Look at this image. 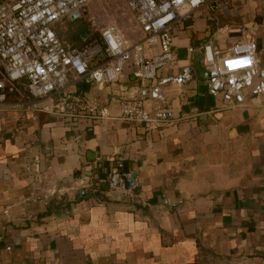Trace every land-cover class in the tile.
<instances>
[{
    "label": "crops",
    "instance_id": "crops-1",
    "mask_svg": "<svg viewBox=\"0 0 264 264\" xmlns=\"http://www.w3.org/2000/svg\"><path fill=\"white\" fill-rule=\"evenodd\" d=\"M263 1L226 0L214 14L183 17L172 30L175 64L158 74L193 64L214 38L225 50L254 36L264 62ZM135 85L129 65L101 88L71 85L67 94L110 112L75 130L46 102L25 110L10 96L0 108V264L264 262V95L224 105L199 76L166 88L174 119L150 128L118 117L117 99ZM115 158L135 185L131 198L107 188Z\"/></svg>",
    "mask_w": 264,
    "mask_h": 264
},
{
    "label": "built area",
    "instance_id": "built-area-1",
    "mask_svg": "<svg viewBox=\"0 0 264 264\" xmlns=\"http://www.w3.org/2000/svg\"><path fill=\"white\" fill-rule=\"evenodd\" d=\"M94 1L0 0V108L15 96L13 104L25 110L40 109L46 102L42 108L61 116L71 130L82 123L99 124L110 118L109 108L69 95L67 89L76 84L101 88L115 83L129 65L136 85L127 96L117 99L118 117L150 128L172 121L166 88H181L199 77L192 63L176 73L158 74L175 64L172 30L192 11L206 8L214 14L226 0H123L141 30L139 40L126 39L111 24L98 29L95 38L80 46L63 42L55 33L56 23L74 13L81 17ZM239 31L242 35L248 32L246 27ZM193 52L189 48V53ZM200 61L208 75L207 93L218 102L242 105L246 98L264 95V62L254 36L225 50L216 45L215 38L210 39L201 45ZM72 140L76 143L80 138L76 134ZM39 164L35 158L36 170ZM122 168V159L115 158L107 173V188L131 198L135 185L126 184ZM78 184L89 187V178L81 177Z\"/></svg>",
    "mask_w": 264,
    "mask_h": 264
},
{
    "label": "rangeland",
    "instance_id": "rangeland-1",
    "mask_svg": "<svg viewBox=\"0 0 264 264\" xmlns=\"http://www.w3.org/2000/svg\"><path fill=\"white\" fill-rule=\"evenodd\" d=\"M84 10L86 13L82 12L81 17L75 20L69 18L70 22L64 21L59 25L60 38L66 44L78 45L83 40L95 35L98 29L111 24L121 30V33L128 40L136 41L140 37L137 24L121 0H96ZM81 26L86 30L79 32ZM78 32L80 34L88 33L81 36Z\"/></svg>",
    "mask_w": 264,
    "mask_h": 264
},
{
    "label": "trees",
    "instance_id": "trees-1",
    "mask_svg": "<svg viewBox=\"0 0 264 264\" xmlns=\"http://www.w3.org/2000/svg\"><path fill=\"white\" fill-rule=\"evenodd\" d=\"M121 3L122 4H124V1L123 0H121ZM90 5V4H89ZM87 8V7H86ZM131 13V12H130ZM131 15H132V13H131ZM85 16V15H84ZM132 17H133V15H132ZM75 20V19H74ZM133 20L135 21V19H134V17H133ZM64 21H68V22H70L71 20L69 19V18H63V19H61L58 23H56V25L54 26V30H55V33H56V35L60 38V34H59V25L61 24V23H63ZM135 23H136V21H135ZM137 24V23H136ZM137 27H138V31L140 32V37H138V39H136V40H139L140 38H141V36H142V34H141V30H140V28H139V26L137 25ZM84 31V30H86L83 26H81L80 27V29H79V32L80 31ZM78 32V33H79ZM120 32H121V30H120ZM85 34H80L79 33V35H81V36H85V35H87V33L86 32H84ZM97 36V34H95V35H93V36H91V37H89V38H87V39H85V40H83L80 44H78V45H75V46H80V45H82L84 42H87V41H90V40H92L93 38H95ZM61 39V38H60ZM72 47H73V45H71Z\"/></svg>",
    "mask_w": 264,
    "mask_h": 264
},
{
    "label": "water",
    "instance_id": "water-1",
    "mask_svg": "<svg viewBox=\"0 0 264 264\" xmlns=\"http://www.w3.org/2000/svg\"><path fill=\"white\" fill-rule=\"evenodd\" d=\"M82 12H83L84 14L86 13L85 10H83ZM79 16H80V15H79L78 13H74L70 18H71L72 20H74V19L78 18ZM193 65H194L196 71L198 72V75H199L200 77H202L203 79H207L208 75H207V72L205 71V69H204V68L202 67V65H201V61H200V56H199V54H196V55L194 56V59H193ZM82 193H83V190H80L79 195H82Z\"/></svg>",
    "mask_w": 264,
    "mask_h": 264
}]
</instances>
